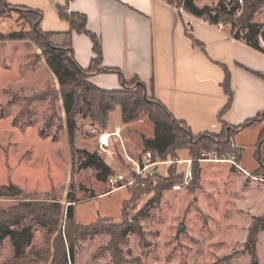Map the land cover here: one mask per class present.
<instances>
[{
  "label": "rangeland",
  "instance_id": "obj_1",
  "mask_svg": "<svg viewBox=\"0 0 264 264\" xmlns=\"http://www.w3.org/2000/svg\"><path fill=\"white\" fill-rule=\"evenodd\" d=\"M219 1L223 0L196 2L215 7ZM36 18L35 14L20 15L11 4L0 6V33L6 35L0 41V184H17L32 197L59 202L63 210L71 193L77 199L75 222L84 230L99 219L109 231L120 224L142 225V236L130 233L119 240L101 232L78 238L76 264H251L245 243L254 217L264 214V168L259 165L249 169L238 137L234 136L238 148L231 140L235 163L215 147L200 150V135L193 134L187 149L162 160L166 163L159 166L158 176H137L126 154L139 159L146 152L142 136L150 138L154 132L148 115L143 113L136 121L124 124L119 132L124 147L119 136L112 134L113 155H108L99 152V138L108 132L107 126L103 128L100 121L92 119L90 112L78 114L74 147L97 151L111 166L110 177L125 178L115 184L120 188L109 193L114 190L109 179L100 181L96 170L81 168V153L72 152L60 85L43 49L29 38ZM253 20L264 23V7ZM223 23L231 29L230 23ZM89 77L85 79L91 83ZM127 88L151 97L134 79L127 82ZM40 96L47 99L37 100ZM23 107L31 118L26 117L21 125L22 119L17 116ZM40 129L45 130L44 136ZM223 141L221 136L216 142ZM175 158L184 161L177 163ZM189 170L192 177L185 183ZM12 203L0 199L3 206ZM146 208L149 216L140 218L139 213ZM66 222L63 212V233L67 231ZM56 236L47 235L40 227L34 229V249L47 251L35 264L52 263ZM256 254L258 264H264V230L259 234ZM12 257L13 248L7 239L0 247V264H7Z\"/></svg>",
  "mask_w": 264,
  "mask_h": 264
},
{
  "label": "crops",
  "instance_id": "obj_2",
  "mask_svg": "<svg viewBox=\"0 0 264 264\" xmlns=\"http://www.w3.org/2000/svg\"><path fill=\"white\" fill-rule=\"evenodd\" d=\"M6 1L41 11V29L52 33L57 44L70 41L75 60L87 70L95 58L93 41L72 31L69 21L60 17L59 8L85 15L87 29L101 41L100 68L116 71L95 70L90 82L103 90H120L125 80L137 78L150 96L195 135H219L262 115L231 137L237 148L238 137L249 169L261 166L264 144L259 148L258 139L264 128V53L233 37L225 25L181 15L161 0ZM196 1L198 7H204ZM227 75L234 96L219 119L229 99L223 87ZM123 126L122 109L117 106L109 114L106 131L120 132Z\"/></svg>",
  "mask_w": 264,
  "mask_h": 264
},
{
  "label": "trees",
  "instance_id": "obj_3",
  "mask_svg": "<svg viewBox=\"0 0 264 264\" xmlns=\"http://www.w3.org/2000/svg\"><path fill=\"white\" fill-rule=\"evenodd\" d=\"M243 12L238 14L241 8L239 0L219 1L215 7L206 5L198 7L194 0H185V10L200 18L208 20L212 24L227 22L231 24V34L237 39H243L249 46L264 53V43H261L260 34L264 23H257L253 20L255 13L264 7V0H243ZM9 4L6 0H0V6ZM20 15L29 16L35 14L32 28L33 33L29 38L37 42L43 49L46 63L56 76L60 85V94L65 112V124L72 147V152L81 153V168H93L96 170L97 179L107 181L112 175V168L106 163L104 158L97 151L79 149L74 147L75 134L77 130L76 116L78 114L86 115L90 112V117L100 121L103 128L108 124L109 114L117 106L122 109V121L124 124L136 121L141 114L146 113L153 124V136L146 138L142 136V143L146 151H151L154 158L166 160L168 155L176 156L175 152L179 149H187L189 138L193 136L191 128L183 121L177 120L165 105L155 98L141 96L136 92L127 90V82H123V88L120 90H103L86 81V75H91L95 70L104 72H116L114 69L100 68L102 64L101 41L97 35L87 29V19L85 15L79 13H70L66 7L59 8L61 18L69 21L71 30L88 35L93 41V50L95 58L89 69H84L74 58L73 48L70 41L57 44L52 39V33L44 32L40 23L42 12L23 6L14 5ZM246 30L242 35L241 31ZM70 35V33H68ZM3 33H0V41L5 39ZM13 38V35H9ZM264 40V34L262 33ZM20 38V37H19ZM138 86L146 87L137 78H134ZM224 90L228 96V103L219 114L221 119L233 101V90L230 83V76L224 82ZM46 97L40 96L37 100H46ZM28 109L23 107L18 117H21V125L25 124L27 119L31 118ZM262 116V115H261ZM261 116L247 120L242 125L229 128L219 135L212 133L200 134L198 148L203 151H210L213 147L221 153L233 154L235 150L231 147V137L236 130L246 128L260 120ZM27 117V119H25ZM17 119L15 118L14 122ZM228 129V127H225ZM45 130L40 129V135H45ZM224 136L223 143H217L219 137ZM201 138V139H200ZM213 138V139H212ZM218 138V139H217ZM216 140V141H215ZM220 144V145H219ZM264 144V128L258 139L259 148ZM219 148V149H217ZM189 149V148H188ZM193 155V153H192ZM197 158V157H195ZM240 154L237 160H240ZM176 160H180L175 158ZM260 164L264 168V160L260 158ZM158 176L155 175L153 177ZM172 185V183H169ZM168 185V186H169ZM168 188L162 186V189ZM0 199H8L13 203L8 206L0 204V247L5 240H9L13 248L12 260L7 264H35L37 260L45 257L47 251L35 250L33 247L34 229L40 227L47 235L57 236L54 240V254L51 264H76V241L80 237L93 236L101 232L111 234L115 239L122 240L130 233H136L139 236L143 234V228L140 223L134 226H125L120 224L114 226L113 230H108L103 219L90 225L88 229L75 222L74 202L77 200L71 193L68 195V205L63 210L61 204L55 200H45L32 197L22 191L14 183L0 184ZM63 212L66 216L67 231L62 232L60 227ZM140 218L149 216V208L140 212ZM101 220H103L101 222ZM264 230V214L254 217L253 223L249 228L245 251L251 256V264H258L256 254L258 237ZM113 238V239H114Z\"/></svg>",
  "mask_w": 264,
  "mask_h": 264
},
{
  "label": "built area",
  "instance_id": "obj_4",
  "mask_svg": "<svg viewBox=\"0 0 264 264\" xmlns=\"http://www.w3.org/2000/svg\"><path fill=\"white\" fill-rule=\"evenodd\" d=\"M161 1H164L167 4H169L170 6H172L181 15H187V16H189L191 18L196 17V16L188 13L185 10V5H184L185 0H161ZM239 4H240L241 8L238 9V14H241L243 12L242 6L244 4V1L243 0H239ZM201 19H204V18H201ZM218 24L220 26L224 25L223 22H219ZM245 32H246V30H242L241 34L243 35ZM262 33L264 34V26L261 28V34L259 36L260 40H261V43L263 44L264 40H263V37H262ZM112 134H114L115 136H119V138L121 139L122 146L124 147L123 140L120 137V134H119L118 131H115L113 133L104 132V133H102L100 135V138H99V149H100L99 152L100 153H105V154H108V155H112L113 154V151L110 149L111 148V136H112ZM233 146H235L234 142H233ZM126 155H127V159L132 163L133 170H134V172L136 173L137 176L145 175L146 177H148V176L153 177V176L158 174L159 166L161 164H165L166 163V161H160V160L154 158V156H153L151 151L144 152L143 157H141L139 159L132 158L128 154H126ZM230 156L232 158H230L231 160H229V161L235 163L236 154L233 153V154H230ZM220 158H222V157H220ZM223 158L226 159L225 157H223ZM176 162L177 163H181V160H176ZM186 162L191 163V160H186ZM191 177H192V172L189 170L188 173H186L185 183L190 181ZM123 180H125V178L123 176H121V175L109 178V181H110L111 185H113L114 189L120 188L121 186H118V185L115 186V184L118 183V182H121Z\"/></svg>",
  "mask_w": 264,
  "mask_h": 264
}]
</instances>
